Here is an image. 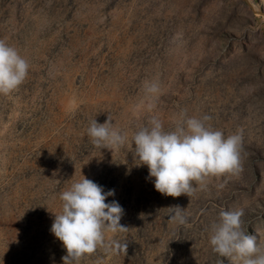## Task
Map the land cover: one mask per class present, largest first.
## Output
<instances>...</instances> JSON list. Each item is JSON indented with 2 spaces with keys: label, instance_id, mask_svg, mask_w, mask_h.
<instances>
[{
  "label": "rangeland",
  "instance_id": "374dc122",
  "mask_svg": "<svg viewBox=\"0 0 264 264\" xmlns=\"http://www.w3.org/2000/svg\"><path fill=\"white\" fill-rule=\"evenodd\" d=\"M0 40L30 65L0 94V264H63L51 226L83 176L114 190L105 202L122 206L127 229L105 238L127 248L79 264H232L209 243L222 210H242L264 244V0H0ZM182 113L209 115L225 137L242 131L243 170L174 198L136 165L132 137L154 116L171 130ZM108 117L120 148L87 135Z\"/></svg>",
  "mask_w": 264,
  "mask_h": 264
},
{
  "label": "clouds",
  "instance_id": "9594fccd",
  "mask_svg": "<svg viewBox=\"0 0 264 264\" xmlns=\"http://www.w3.org/2000/svg\"><path fill=\"white\" fill-rule=\"evenodd\" d=\"M29 68V62L14 47L0 40V94L16 90L25 81ZM145 88L149 94L159 91L155 83L146 84ZM211 119L207 114L196 118L182 113L175 127L165 130L163 122L154 116L147 126L134 133L135 163L147 166L156 191L174 198L182 194L190 197L196 186L205 188L209 178L238 175L243 170L242 131L225 137L208 123ZM87 135L100 149L120 148L126 140L124 134L113 128L110 117L102 124L92 119ZM112 195L114 190L105 192L102 186L84 176L60 194L62 212L54 214L51 232L66 250L63 264H79L81 258L99 248L109 252L127 248L126 244L105 238L106 232L127 229L120 224L124 214L122 206L115 200L105 202ZM170 209L171 220L181 225L186 223L182 208ZM242 216V210L219 213L218 222L211 227L212 251L221 258H230L232 264H264V244L243 228ZM217 264H224L223 259Z\"/></svg>",
  "mask_w": 264,
  "mask_h": 264
}]
</instances>
